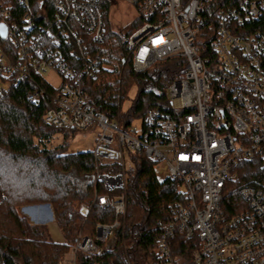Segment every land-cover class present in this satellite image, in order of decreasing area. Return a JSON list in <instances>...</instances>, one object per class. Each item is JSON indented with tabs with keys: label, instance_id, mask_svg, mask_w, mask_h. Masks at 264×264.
Returning a JSON list of instances; mask_svg holds the SVG:
<instances>
[{
	"label": "built area",
	"instance_id": "built-area-1",
	"mask_svg": "<svg viewBox=\"0 0 264 264\" xmlns=\"http://www.w3.org/2000/svg\"><path fill=\"white\" fill-rule=\"evenodd\" d=\"M37 1L35 12L31 0H0V26L6 30L0 35V82L7 87L12 79L33 76L47 82V73L60 78L59 87L47 82L55 94L45 122L65 132L99 131L92 204L116 216L111 224H98L94 238L80 235L60 264L119 246L129 171L140 157L153 163L159 184L176 183L182 196L160 223L152 264H264V188H240L235 213L224 206L240 162L257 160L264 169V0H124L141 22L127 39L135 70L170 59L183 63L167 89L170 111L149 110L127 127L121 115L110 119L97 112L85 91L88 76L112 70L91 56L79 32L96 43L104 40L100 0H60L47 28L35 23L36 15L49 21L43 0ZM217 2L224 7L215 12L216 30L203 53L199 36ZM44 96L36 87L27 101L38 106ZM100 187L107 193H99ZM90 213V206H81L86 221Z\"/></svg>",
	"mask_w": 264,
	"mask_h": 264
},
{
	"label": "trees",
	"instance_id": "trees-1",
	"mask_svg": "<svg viewBox=\"0 0 264 264\" xmlns=\"http://www.w3.org/2000/svg\"><path fill=\"white\" fill-rule=\"evenodd\" d=\"M117 1L100 0L105 14V33L101 43H96L85 32H79L91 56L112 68L111 71H101L95 78H86L85 91L90 103L97 112L110 119L121 115L123 125L127 127L134 120L142 119L149 110L170 111L167 89L183 63L170 59L145 72H137L127 39L141 22H132L126 34L117 33L111 21V10ZM59 2L43 0L49 21L36 15V25L49 27ZM31 3L35 12L38 11V1L31 0ZM223 7L220 2L209 7L210 23L199 36L203 53L210 45L209 35L216 30L215 12ZM17 13H24L23 8L18 7ZM70 25L75 27L72 22ZM0 46L5 43L0 41ZM0 84V264H60L61 257L69 253L80 235L94 238L97 225L111 224L116 216L111 209L92 204L96 192L92 178L97 169L92 152L67 154L64 153L65 146L57 150L47 149V143L55 135L67 136V133L76 132H65L45 122L44 117L53 106L55 89L38 76L25 81L12 79L7 87L5 82ZM36 87L45 91L38 106L27 101V94ZM134 88L137 96L123 111ZM153 166L144 157L134 159L128 179L126 230L124 236L120 235L119 246L111 253L89 260L79 254L77 264H128L127 258L137 264L155 262L162 231L160 223L169 220L170 207L181 201L182 196L176 183L159 184ZM234 172L238 179L229 186L230 192L224 202L230 213H235V208L241 204L240 188H264V169L259 161L240 162ZM98 190L107 193L101 187ZM44 205L52 208L66 240L64 245L52 240L47 226L33 224L20 214L22 209ZM83 205L91 208L87 221L80 215Z\"/></svg>",
	"mask_w": 264,
	"mask_h": 264
},
{
	"label": "rangeland",
	"instance_id": "rangeland-1",
	"mask_svg": "<svg viewBox=\"0 0 264 264\" xmlns=\"http://www.w3.org/2000/svg\"><path fill=\"white\" fill-rule=\"evenodd\" d=\"M136 16L137 13L133 7L129 6L124 0H118L111 10V21L114 30L117 33L126 34L129 31L130 25L135 20ZM44 78L54 87H59L61 84L60 78L54 73H47L45 74ZM136 96L137 89L134 88L129 95V100L126 101L124 104L123 108L125 110L128 109V107L131 105L132 101L136 98ZM64 135L65 134L55 135L53 140L47 143V149L57 150L59 147L65 146L67 147L65 149V152L64 150H59L58 152H64L67 154L92 152L95 148L96 140L99 136V131L97 129H94L86 132L77 131L73 134L67 133V136ZM35 145H39L38 140L35 141ZM33 210L34 209L32 207L25 208L20 210V214L30 220V213ZM45 226L48 227L49 232L54 241L64 242L62 234L58 229L57 224H55L54 220H49V222L46 223ZM62 257H64V255Z\"/></svg>",
	"mask_w": 264,
	"mask_h": 264
},
{
	"label": "crops",
	"instance_id": "crops-1",
	"mask_svg": "<svg viewBox=\"0 0 264 264\" xmlns=\"http://www.w3.org/2000/svg\"><path fill=\"white\" fill-rule=\"evenodd\" d=\"M34 210L30 213V216H31V219L30 221L33 223V224H37V225H45L46 223L49 222V220H54L55 221V217H54V214H53V211H52V208L49 206V205H44V206H34L32 207ZM55 224L56 221H55ZM58 227V225H57ZM59 229V227H58ZM49 230V229H48ZM60 230V229H59ZM61 232V231H60ZM50 233V232H49ZM62 234V233H61ZM51 235V234H50ZM52 237V236H51ZM62 237H63V240L64 242H55L57 244H60V245H64L66 243V240L62 234Z\"/></svg>",
	"mask_w": 264,
	"mask_h": 264
},
{
	"label": "water",
	"instance_id": "water-1",
	"mask_svg": "<svg viewBox=\"0 0 264 264\" xmlns=\"http://www.w3.org/2000/svg\"><path fill=\"white\" fill-rule=\"evenodd\" d=\"M0 35L3 36V37H5V35H6V30L2 26H0Z\"/></svg>",
	"mask_w": 264,
	"mask_h": 264
}]
</instances>
